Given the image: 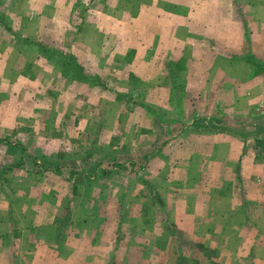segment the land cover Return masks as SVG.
I'll return each instance as SVG.
<instances>
[{"label":"rangeland","instance_id":"obj_1","mask_svg":"<svg viewBox=\"0 0 264 264\" xmlns=\"http://www.w3.org/2000/svg\"><path fill=\"white\" fill-rule=\"evenodd\" d=\"M193 1L0 0V264L40 238L37 227L24 232L27 217L46 215L60 226L70 199L61 244L84 241L87 226L98 249L97 240L119 238L121 264H174L176 238L157 229L167 218L160 193L168 199L175 179L167 181L166 170L178 172L182 155L196 151V133L225 134L224 119L264 115V32L248 30L242 50L227 53L225 43L189 37ZM199 49L211 56L191 55ZM214 72L221 90L197 86ZM254 209L261 214L264 204ZM227 213L199 220L201 241L178 239L188 258L178 264H264V215ZM117 218L121 233L112 231Z\"/></svg>","mask_w":264,"mask_h":264},{"label":"crops","instance_id":"obj_2","mask_svg":"<svg viewBox=\"0 0 264 264\" xmlns=\"http://www.w3.org/2000/svg\"><path fill=\"white\" fill-rule=\"evenodd\" d=\"M194 1L190 4V6L192 5L189 8L190 14L184 21L186 30L190 33L189 37L196 34L197 40L201 42L206 38H210L211 40L218 41L220 44L225 43L226 45H222L221 49L226 53L242 50V45L246 41V33L248 30H251L255 36L262 37V32H264V0ZM238 5H246V9L241 8L240 14L238 13ZM256 10L262 12L259 14L260 17H263L260 21L252 18L255 17L253 13ZM199 46L200 48L203 47L201 45ZM204 49L206 50V48ZM195 51L196 53L193 54L191 52V55L202 56L205 53L203 55L205 59L211 56L207 55L206 52L202 53L200 49ZM196 69L192 72L193 75ZM198 70L201 71V77L206 74L202 68ZM229 70L231 71V69ZM214 73V77L208 79V81L207 79L203 80L201 78L200 80L197 79L200 81V84H194H197L199 87L201 85L205 87V83L207 84L209 82L210 85L221 90L222 84L219 79L222 76L219 75L216 78L217 73ZM227 73L229 74V72ZM189 74L190 72L187 71V75ZM187 81L188 87H190V80L188 79ZM192 87L189 89L190 91ZM210 87L206 88L208 89ZM193 88L196 89L195 87ZM229 89L232 90L231 85H229ZM246 101L249 104L256 103L255 100L249 98H246ZM261 117H264V115ZM240 119H244V117L235 118V120ZM247 119L253 118L248 117ZM217 122L210 121L209 123L216 127ZM247 129H253L252 131L254 132H248ZM222 133L203 132L193 135L192 138L196 139L194 142L197 148L196 151L193 154L189 152L182 155V158L187 156V162L181 164L178 172L175 171L172 174L174 169L170 170L168 168L166 170L165 177H168L167 181L169 178L172 180L175 178L169 184L173 189L172 193H169V198L165 199L159 189H157L165 203V216H167V218L163 217L166 225L157 229L160 230V234H163L165 238L167 236L174 240L176 238V246H174L173 251H170V262L174 260V264H178L177 260L188 261L178 239L186 240L184 234L187 233L197 235V238L194 239L201 241L199 238L202 237L201 234L203 233L200 232L199 220L201 218L205 220L208 213H216L219 215V213L224 211L225 213L228 212L226 216L232 218L237 211H241L243 218H249L250 220L259 219L264 215V210H262L261 214H258L254 209L256 203L261 202L264 204V149L259 150L255 147L256 141L264 138L261 128L258 126H248L244 129V133L233 132L229 129H226L225 134ZM207 144L208 147H206ZM203 146L205 148L202 153ZM206 148H208L207 151ZM204 153L206 155L205 158L199 163V166H196L200 161V156ZM161 183L162 181H158L160 186H162ZM76 190L75 184L74 186L72 184V192L75 193ZM248 192H251V194L245 196ZM227 193L228 196L224 195ZM60 201V198L55 201L54 204L56 207H58ZM72 203V199L65 201L64 208L66 213L64 212V220H61L64 222H61L62 224L60 226L56 221L52 222V220H49L50 217L46 215H35L34 219H32V216L27 217L33 221L27 225L28 227L24 229V232H27L33 227H37L36 230L39 232L40 238L29 242L24 252L20 253V257H23V262L19 261L20 257L15 256L13 259L12 257L7 258L5 264H121L116 253L121 248L122 242L120 243L119 238L115 235L112 239L108 237V239L103 240L102 244H100V240H97L99 245H102V248L98 249V246L93 243V238H88L94 230L84 226L80 229L82 234L87 233L84 241L78 242L77 237L71 236L65 240L64 244H61L60 237L64 233L63 229L67 232L66 228L68 227V223L72 221ZM51 213V215L54 214L52 211ZM260 219H264V217ZM117 221L118 218L112 222V224L117 223L115 229H112V231L121 233L120 227L122 223L120 220ZM73 223L75 224V222ZM86 223L88 224L87 221ZM204 223L205 221H203V227ZM107 226H110V219H108ZM51 227H53L52 230L49 229ZM107 231L110 232V229ZM178 233L180 235L183 234V238L181 236L177 237ZM255 233L261 236L259 232ZM33 236L35 238L38 237L36 232L33 233ZM257 240L259 241L255 237L254 241ZM186 243H189V241L187 240ZM29 245H31L32 252L29 249ZM195 246L205 250L201 242H197ZM261 248L264 249V245ZM128 258L131 257L128 256L125 260H128ZM229 261L232 264L233 261L237 263L239 259L235 258ZM155 264H160V261L156 260ZM179 264L184 263L180 262Z\"/></svg>","mask_w":264,"mask_h":264},{"label":"water","instance_id":"obj_3","mask_svg":"<svg viewBox=\"0 0 264 264\" xmlns=\"http://www.w3.org/2000/svg\"><path fill=\"white\" fill-rule=\"evenodd\" d=\"M218 125L237 133H244V129L248 126H258L261 128L262 134H264V117L253 119L244 118L235 120L233 123L224 119Z\"/></svg>","mask_w":264,"mask_h":264},{"label":"trees","instance_id":"obj_4","mask_svg":"<svg viewBox=\"0 0 264 264\" xmlns=\"http://www.w3.org/2000/svg\"><path fill=\"white\" fill-rule=\"evenodd\" d=\"M255 147H256V149H259V150H261L262 147L264 148V138L260 141H256Z\"/></svg>","mask_w":264,"mask_h":264}]
</instances>
